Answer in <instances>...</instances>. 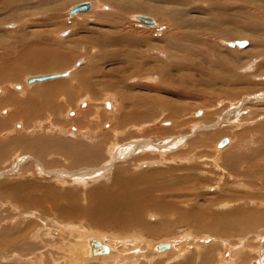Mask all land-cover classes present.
Returning <instances> with one entry per match:
<instances>
[{"label":"rangeland","instance_id":"rangeland-1","mask_svg":"<svg viewBox=\"0 0 264 264\" xmlns=\"http://www.w3.org/2000/svg\"><path fill=\"white\" fill-rule=\"evenodd\" d=\"M86 1L92 2L90 12L67 14L75 4ZM126 1L143 3L154 12L127 11L123 6ZM3 2L0 1V65L8 68L0 77V100L6 99L0 101V170L5 172H0V183L17 181L34 185L37 188L30 190L47 198H40L43 206L38 209L24 202L23 206L10 197L15 206L0 191V264H70L65 240L66 236L71 239L72 234L68 225L64 234L61 225L65 222L81 223L86 229L79 224L76 230L84 233L111 235L115 231L121 236L129 233L121 228L104 227L96 219H85V211L91 210L96 200L82 194L104 186L112 170L104 176L85 174V180H77L76 177L81 176H69L75 173L68 170V174L55 173L66 167L82 173L79 165V168L69 167L79 156L72 155L75 160L63 155L53 157V164L49 166L42 161L49 153L44 152L40 141L50 143L57 135L76 141V137L66 133L68 127L69 131L74 128L73 132L90 129L94 135L102 134L89 120L80 119V113L91 110V119L93 113L96 114L95 106H100L102 112L107 111L101 102L109 103L111 99L123 100L126 112L137 110L122 127L125 131L131 124H137L135 132L131 127L128 129L133 139L143 137L158 142V138H170L168 142L180 135L188 139L181 142L183 144L175 139L171 145L155 147L163 156L140 150L127 157L117 155V166H131L139 157L153 160L158 156L154 160L160 163L144 164L139 166V171L150 173L175 165L178 168L191 165L195 167L190 173L191 180L194 183L202 180L200 186L197 184L195 189L189 190L195 195L189 203L181 200L176 203L171 199L177 208L168 205L163 214L159 211L158 216L157 211H152L147 219L152 228L142 235L145 244L174 240L180 248L156 254L147 246L148 251L142 249L138 261L141 264H264V0H30L10 6H3ZM136 13L155 18L159 28L147 29L136 22L133 19ZM190 20L205 23V26L191 28L187 25ZM4 43L7 45L3 46ZM27 56L30 61L21 59L16 64V58ZM18 64L21 65L17 73L10 70ZM139 64L142 71L134 69ZM62 71H70L72 80L59 78L33 86L24 83L28 75ZM15 74L18 76L14 77ZM97 80L114 83L110 90H102V85L94 83ZM58 82L61 84L54 90L41 89ZM229 108L238 110L229 115ZM143 111L147 115L144 116ZM225 115L229 118L223 119ZM208 117L211 121H207ZM96 120L102 121L103 131H110L112 120ZM57 122L59 127L55 131L53 127ZM128 135L116 134L124 139L119 146ZM225 138L231 140L230 144L219 147ZM38 149L42 151L41 165L48 167L44 171L52 175L37 172L34 158ZM98 150H101L97 151L100 157L106 156L103 147ZM226 156L234 158L233 161H227ZM44 188L51 192L42 194L39 190ZM64 191H69L68 195ZM56 202L73 206L69 210L72 212L79 205V215L53 214L47 205ZM180 208L174 218L172 215ZM189 209L193 218L185 220ZM169 212H173L168 215L173 217L171 221L170 218L167 221ZM52 216H57L59 225L50 219ZM222 241L229 243L228 246ZM12 248L17 250L11 251ZM104 259L107 258L93 259L89 264H105L108 260Z\"/></svg>","mask_w":264,"mask_h":264},{"label":"bare ground","instance_id":"bare-ground-1","mask_svg":"<svg viewBox=\"0 0 264 264\" xmlns=\"http://www.w3.org/2000/svg\"><path fill=\"white\" fill-rule=\"evenodd\" d=\"M0 1H3V0H0ZM24 1L27 2L28 0H4L3 6H7V5L10 6V5L17 4V3H23ZM88 2H90V1H88ZM81 3H84V2H81ZM121 3H125V2H121ZM78 4H80V3H78ZM75 5H77V4H75ZM123 6H125V8H126L127 11L129 10V11L154 12V11H152V8L151 7H148L147 5H144L143 3H134L133 4V3H130V2H127L126 1V3L123 4ZM0 8H2V6ZM69 10L67 11V14H69L70 16H75V15H79V14H83V13H88V12H90L92 10V2H90V10L83 11V12H79V13H76V14H70L69 13ZM166 10L168 11V9H166ZM167 11H165V12L167 13ZM138 16H145V17H148V18H150V16L143 15L142 13H136V15L133 16V19L136 22L142 24L147 29L148 28L151 29L153 27H155V28L158 27L157 22L154 20L155 18H152L151 17L150 18L151 19V22L144 23V22H142V21H140L138 19ZM18 17H19V15H17V18ZM199 21H200V19H199ZM212 21H215V20H212ZM174 23L176 24L177 22H174ZM209 23H210V21H209ZM258 23H256V24H258ZM187 25L188 26H191V28H192V26H196L198 28H202L203 26H205V23L203 24V23H198L197 20H190V21L187 22ZM218 26H220V25H218ZM209 30H212V29L210 28ZM199 32H201V31H199ZM206 32H209V31H206ZM7 35H8V33H7ZM121 39H123V38H121ZM123 40H125V38ZM221 40H219V41H221ZM113 41L114 40L111 39V43ZM116 42H117V39H116L115 43ZM250 43H251V40H250ZM119 44L120 43H118V45L117 44H115V45L118 47ZM137 44H138V42H137ZM6 45H7V43H4L3 46H6ZM131 48H134V47H131ZM0 53H1V51H0ZM25 55H28V54H25ZM38 55H40V54H38ZM126 55H127V53H126ZM21 59L29 60V56H27L26 58H16L15 59L16 64ZM106 60H109V58H106ZM40 61H41V63L45 62V60H40ZM40 61H39V63H40ZM140 64L138 65V67H135L134 66V69L137 70V71H142V67H141ZM20 65L18 64V65H16V68L13 67L10 70H12L14 73H17L20 70V68H19ZM185 66L186 67H189L188 64H185ZM35 67H33V68H35ZM38 67H40V66H38ZM7 68H8L7 66L0 65V77H3L5 75L4 73L6 72ZM36 69H39V68L36 67ZM50 73L57 74V76L55 78H53V79H50V80L36 81V82H31V83H28L27 82V80L29 78L33 77V76H40V75H45V74H50ZM17 76H18V74H15L14 75V77H17ZM70 77H71L70 71L38 73V74L28 75L25 78L24 83L27 86H33V85H36V84H41V83L48 82V81H52V80H56V79H59V78L71 79ZM19 78H21V76ZM121 78H123V76ZM17 79H15V80H17ZM64 80H66V79H64ZM94 83L95 84L102 85V87H103L102 90H110V88H112L114 82L112 83V81H104V80L100 81V80H97ZM105 83H108V84H105ZM57 84H61V83L58 82V83H53V84H50V85H46V86L42 87L41 89H50V91H51L52 89L54 90V89L58 88L57 87L58 86ZM87 86H88V90H90V88H91L90 82L87 83ZM15 87H17V86H15ZM85 89H86V87H85ZM92 93H94V92H92ZM91 98L93 99V97H91ZM104 99H106V98H104ZM127 99H128V97H127ZM5 100L6 99H1L0 101L1 102H4ZM66 100H68V99H66ZM101 103L104 105V109H106L110 113V115H108L109 113L107 111H105V110H104V112H102L103 110L101 111L100 106H95V108H96L95 109V113L96 114L94 115V113H93V116H92L91 119H89L90 118L89 112L91 110H88L87 112H83L82 115L80 113V119H83L84 118L87 121L89 120L90 125H94V127H96V128L98 127V130L97 131H100V133H102V134L99 135V133H97L95 131L96 132V135H94V133L90 129H87L85 132H82L81 130L76 129L73 132L74 128L72 129L70 127L72 130L70 129V131H69V127H68L66 129V133H68V134L76 137V141H69V140H66V139L64 140L63 138H61L58 135L56 137L51 138V140H49L50 143H44L43 141L38 140V141H40V143H42V147L44 149V152H48L49 153V155L47 154V156H48L47 158L50 157L49 158L50 160H48L46 158L45 160L42 159V161L49 166V165H52L53 164V162H52V158L53 157L56 158V157H59V156L63 155V156H66V157H69L70 156L69 158H72L73 159L74 157H72V155L79 156V159L76 160L77 162L73 161L72 162V166H69V167H75V166H78L79 165L80 168L83 170V171H81L82 173H78L77 171L76 172H73L70 169H68L67 167L64 168L62 171H57L55 173L56 175H58V174L60 175V174H63V173H67V170H68V171H70L72 173H75V174H68L67 173L69 176H81L80 178L79 177H76L77 180L78 179H84L83 176L85 174L86 175L87 174H89V175L96 174V177H99V176H102L103 174L107 173L108 171L112 170V173H109L110 175L107 178L106 183H105L104 186H101L99 188L97 187L95 190H90V192L87 191L85 194L84 193L82 194L84 197H87V199L91 198V199H95L96 200V201H94L92 203L93 204L92 209L91 210L89 209L88 211H85V213H87V214L90 211L88 215L84 213L86 215L85 216V219H87V220H89V219H92V220L96 219L95 221H99L98 223H101L104 227L106 226L107 228H114V229L121 228V229H124L125 231H128L129 232L126 235H123V236L117 235L116 233H114L115 231L114 232H111V235L109 233L107 234V233H101V232H99L98 234L97 233L96 234L95 233H93V234L92 233L91 234L90 233H84V232H80L79 230H76L77 229L76 226H78L81 223H79V224L76 225L74 223H66L64 221L65 224L61 225V227L63 226V232L67 229L66 227L68 225V227L70 228V234H72L71 239L68 238V236H66L67 240H65V243L67 244V250H66V252H67V254L70 255L68 260L72 264L73 263L74 264H89L91 261H94L93 259L107 258V259H104L105 261L108 260L107 263L104 262L105 264H141L140 261H138L139 260V253H141L140 251H142V249H144V248H145V252H147L149 250V251H152V252H154L156 254H164V252H166V250L168 252L171 249L176 250L179 247L178 244H177V242L174 241V240H173V242L166 241V242H163V243L160 242V243H157V244H153L152 243L149 246L147 244H145L142 235L145 234L144 232L149 227L152 228L151 227V222L147 221L148 217L150 216L149 213L152 212V211H157L158 216H160L165 211H167L168 205H174V207L177 208L176 207L177 204H175V201L173 202V200H176V203L178 201L179 202L185 201V203H189L188 201L192 200V198L195 196L194 195V192H190L189 190L195 189V187L197 186V184L198 185L201 184V181L202 180H199L198 179L199 182H195V183H194L193 180H191L192 179V175L190 173L193 171V169L195 170V167L194 166H191V165H188L187 168H184V167L183 168H178V166L176 167V165H175L173 168L167 167V168L162 169V170L156 169L153 172L151 171L150 173H145L144 171H139V169H138L139 166H141V167L142 166H145L144 164H147V163H149V164L160 163L161 161L154 160V159H157L158 156H157V158H153V160L149 159L148 157H139L137 163H136V160L132 162V163H135L136 167L132 163H131V166H129V165L128 166L126 165V166H123V167L117 166L116 163H115V161H116L115 159H116V157H118L117 155H120L119 157H121L123 155L125 157H127L129 155L131 156V155H134V153H136V152H134L135 150L136 151L137 150H140L141 153L142 152L143 153L144 152H147V153H150V154H152V153H159V155H162V153H161L162 151L159 152L158 149H156V148L165 147V144H170L171 145L174 142L173 140H175V139H176V142L177 143H181V142L185 143L188 139H187V137L185 135H180L179 137L176 136L173 140L168 141V142H167V140L168 139L170 140V138H168L167 140H166V138H164V139H159L158 138L157 139L158 142H155V140L154 141H149V139L145 140L143 137L137 138V139H133L132 136L128 135V129L131 127L132 128V131H134V129L136 128L135 125H137V124H131L130 126L126 127L125 131L122 130V127L126 126V122H128L127 119L130 118L132 115H134L137 112V110H134V111L133 110H130L128 112L124 111V108L123 107L125 106V104H124L123 100L116 101V100H112L111 99V101L109 103H107L106 100L104 102L102 101ZM101 103H100V105H101ZM77 105L79 106V103H77ZM239 106H237V107H239ZM93 107L94 106L90 107L89 109H92ZM101 107H102V105H101ZM229 109H231V108H229ZM237 110H238V108H234V110L232 108L228 113L230 115L231 113H234ZM140 113H142V112H140ZM143 113H144L143 114L144 116L147 115V112H144L143 111ZM201 113L202 112H200V114ZM77 114L78 113H76V115ZM144 116H142V117H144ZM50 117H51V115H50ZM98 118H99V120L101 118H106V119L109 118V120H112V126L110 127V131H103L102 130L101 124H102V121H104L105 119H103L102 121H97L96 119H98ZM210 118L211 117H208L207 118V121H211ZM227 118H229V116H227V115H225L223 117V119H227ZM52 120H56V119L53 118ZM78 121H79V119H77V122ZM109 124L110 123H108L107 125L109 126ZM57 127H59L58 126V122L56 123V126L53 127V129L56 131L57 130L56 129ZM118 127H120V130H118ZM139 127H140V125H139ZM60 129H63V127H61ZM137 129H138V126H137ZM197 130H196V132H198ZM124 132L128 136L125 139L126 141H124L123 143H121L120 146H119V143H120V141H122L123 138L122 137H117L116 134L117 133H120V135H121V133H123V135H124ZM158 133H160V132H158ZM199 139H200V141H202L203 140V137H199ZM225 139H226V142H224L223 145H221L219 143L218 144L219 147H223L225 145H229L230 144V141L231 140L228 139V138H225ZM151 140H153V139H151ZM165 141H166V143H164ZM262 142H263V140H262ZM29 143H30V141H28V144ZM183 143H181V144H183ZM45 144H49L50 146L47 147V145H45ZM180 146H178V148ZM100 147H103L105 149L104 150L105 151V154H106L105 157H103V156L100 157V155L98 154L97 151H101V150H98V148H100ZM174 147L175 146L172 145V148H174ZM260 147H261V145H260ZM163 151H164V149H163ZM36 152L37 153L35 155L34 160L36 161L35 163L38 164L37 172L39 174H41V175L42 174L52 175L53 174L52 172H50V171H46L45 172L44 171V170L48 169V167L45 169V166H42L41 165L40 155H41L42 151L40 149H38ZM55 152H57V153H55ZM42 155H44V154H42ZM1 157H3L2 154H1ZM164 158L165 157H163V159ZM177 158H179V157H177ZM229 159H232L231 160V162H232L234 158L227 157V161ZM73 160H75V159H73ZM122 160H123V158H122ZM49 161H51V162L49 163ZM65 161H67V159H65ZM175 161H176V158H175ZM227 161L225 162L226 164H227ZM99 162L101 163L100 165H99ZM110 162H111V164L113 166V169H111ZM37 164H35L36 167H37ZM149 164H147V165H149ZM25 166H27V165H25ZM79 166H78V168H79ZM23 168H25V167H23ZM41 170L44 171V172L41 173ZM145 170H147V169H145ZM1 171L2 170H0V172ZM120 171L122 173H120ZM123 172L125 173L126 177H123L124 176V173ZM3 173H5V172H3ZM17 174H21V173L18 172ZM121 174H123V176ZM160 174H162L161 178L159 177ZM13 175L15 176V174H13ZM164 175H165V177H164ZM3 176H5V175H3ZM194 176H195V174H194ZM197 176H198V174H197ZM196 178H198V177H196ZM93 179H96V178H93ZM189 179L191 181H185V180H189ZM85 182H87V181H85ZM33 186H31V185H24V184H21L20 182H17V181L16 182H13L11 184H9V183H0V191L4 194L5 197H7L5 199L7 201H9V202H10V197H11L12 200L16 201L17 203H20L23 206H24V203L25 204L28 203V204H31L32 206L38 207V209H40L43 206L42 205V201H41L42 199H40V198H43L45 196H41L39 192H32L31 191L32 189H36L37 188V187H33ZM79 186H82V184L79 185ZM47 188H44L43 190H39V191H41L42 194H44L45 191L46 192H51L50 189H47ZM28 190H30V193L27 192ZM55 192H56V190H55ZM68 193H69V191H64V194L65 195H68ZM57 194H58V192H57ZM53 195H54V193H53ZM74 196L78 198V196H76V195H74ZM187 196H188V198L189 197H191V198H189L188 200H184V198L187 197ZM75 197H73L74 200H75ZM45 198H47V197H45ZM179 198H183V199H179ZM171 199H173V200H171ZM83 201H85V200H83ZM169 201H171V202H169ZM89 202H91V201H89ZM10 203H11V205H15L12 202H10ZM179 204L181 205V203H179ZM31 205H29V206H31ZM48 205H47V207H48L47 209H50L52 212H54L53 214H55L57 212V213H59L60 216H63V215H66V214H68V215H79V211H78L79 205L75 209L73 208L75 212H72V210L69 211L73 207L71 205L70 206L69 205L68 206H61V205H57V202H56L55 205H51V204H48ZM89 205H91V204H89ZM15 206H17V204ZM17 208L18 209L19 208L21 209L20 206L17 207ZM85 210H86V208H85ZM42 211H45V209H42ZM159 211L161 212V214L159 213ZM178 211H181V208H180V210H177V212L172 215L174 218H177ZM19 212L21 213V210ZM57 213L55 215H58ZM80 213H82V212H80ZM172 213L173 212L166 213L167 221L169 220V218H170V221L173 218L172 216H170V217L168 216L169 214H172ZM191 214H192V211L190 212V209H189V216H187V217H185L183 219H185V220L190 219L191 220V218H193L191 216ZM211 214H213V213H211ZM56 217L57 216H52L50 219L53 220L55 222V224L57 223L59 225V222L56 221L57 220ZM77 217H79V216H77ZM92 220H90V222H94ZM249 222H251V220ZM60 224H62V223L60 222ZM153 225H154V223H153ZM81 226L84 229H86V226H84L82 224H81ZM143 226H147V228H143ZM157 226H158V224H157ZM61 227H59V229ZM236 227H238V226H236ZM241 229H243V228H241ZM35 230H36V228H35ZM59 232H62V229H60ZM34 233H35V231H34ZM36 234H37V232H36ZM58 234L60 235V233H58ZM64 234H65V232H64ZM68 234H69V232H68ZM216 240L221 241V239H216ZM224 241H222V242H224ZM168 242H170V243H168ZM164 243L167 244V246L160 247V245L161 244H164ZM62 244H63V242H62ZM225 244L228 246L229 243L228 244L225 243ZM103 245L106 247V250H103ZM240 246H242L241 243H240ZM146 247L148 248L147 251H146ZM232 247H234V246H232ZM138 249H139V251H138ZM229 249H231L232 251H234L231 248V246H230ZM14 250H17V248H12L11 251H14ZM145 252H144V254H145ZM7 254H9V253H7ZM67 264H69V263H67Z\"/></svg>","mask_w":264,"mask_h":264},{"label":"water","instance_id":"water-1","mask_svg":"<svg viewBox=\"0 0 264 264\" xmlns=\"http://www.w3.org/2000/svg\"><path fill=\"white\" fill-rule=\"evenodd\" d=\"M87 10H90V2H88V1L75 5L74 7H72L69 10V13L70 14H76V13L87 11ZM138 19L144 23L151 22V19L148 17H145V16H138ZM56 76H57V74H54V73L40 75V76H33V77L29 78L27 80V82L31 83V82H36V81L50 80V79L55 78ZM224 142H226V139L222 140L221 143H224ZM165 246H167V244H165V243L160 245V247H165ZM103 250H106V247L104 245H103Z\"/></svg>","mask_w":264,"mask_h":264}]
</instances>
